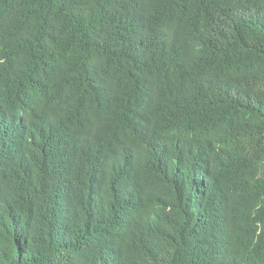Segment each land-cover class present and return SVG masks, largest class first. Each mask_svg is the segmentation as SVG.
Listing matches in <instances>:
<instances>
[{"label": "trees", "instance_id": "obj_1", "mask_svg": "<svg viewBox=\"0 0 264 264\" xmlns=\"http://www.w3.org/2000/svg\"><path fill=\"white\" fill-rule=\"evenodd\" d=\"M0 264H264V0H0Z\"/></svg>", "mask_w": 264, "mask_h": 264}, {"label": "clouds", "instance_id": "obj_2", "mask_svg": "<svg viewBox=\"0 0 264 264\" xmlns=\"http://www.w3.org/2000/svg\"><path fill=\"white\" fill-rule=\"evenodd\" d=\"M110 75H113L112 73H109ZM79 78H81L82 80H90V81H93L94 83H96L98 80L93 76L92 72L91 71H86V70H81V74L79 76ZM63 83L62 81V78L59 82V85ZM63 90L60 88L59 86V89H58V98L60 99L61 95L63 94ZM141 110L142 111H145V107H141ZM75 111V101L73 103H70L69 106L63 111L65 113H72ZM103 110H101L98 115L102 112ZM10 130V135H11V138H12V141L14 142L15 144V150L17 153H20V149H21V141H20V138L21 137H25V134H26V131L27 129L24 128L23 126H21L19 129H16V128H13V129H9ZM55 136V141L58 140V136H57V133L56 131H50L49 128H44V129H40L39 133L34 137V138H38V139H41V138H46L48 136ZM32 138V139H34ZM30 139V140H32ZM123 160L126 159V156H123L121 157ZM124 176L125 174L121 177L124 181ZM125 184H129L127 181H124Z\"/></svg>", "mask_w": 264, "mask_h": 264}]
</instances>
